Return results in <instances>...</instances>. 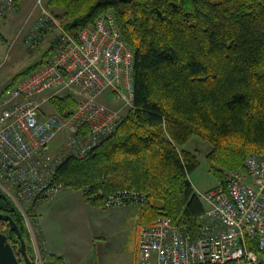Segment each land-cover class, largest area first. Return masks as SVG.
Listing matches in <instances>:
<instances>
[{
	"label": "trees",
	"instance_id": "obj_1",
	"mask_svg": "<svg viewBox=\"0 0 264 264\" xmlns=\"http://www.w3.org/2000/svg\"><path fill=\"white\" fill-rule=\"evenodd\" d=\"M44 2L75 34L112 13L134 52L133 107L91 153L65 158L55 181L81 190L98 206L120 189L146 192L147 223L168 216L196 233L204 204L190 174L199 160L182 146L195 136L207 140V159L220 168L222 184L223 172L244 169L249 154L264 155V0ZM51 52L46 45L39 61L7 87L47 62ZM66 95L50 101L58 112L76 107ZM0 213L17 222L34 260L23 217L4 192ZM6 227L18 247L16 232ZM249 246L259 251L257 237ZM46 261L64 264L52 253Z\"/></svg>",
	"mask_w": 264,
	"mask_h": 264
},
{
	"label": "built area",
	"instance_id": "obj_2",
	"mask_svg": "<svg viewBox=\"0 0 264 264\" xmlns=\"http://www.w3.org/2000/svg\"><path fill=\"white\" fill-rule=\"evenodd\" d=\"M15 4L0 0V17ZM36 7L38 16L20 33L29 49L46 42L50 57L14 85L0 89V192L26 207L50 201L65 188L54 179L65 158L88 155L118 129L123 108L103 99L112 95L130 109L135 93L134 52L112 13L75 34L44 0ZM66 94L76 98L75 109H44L52 98ZM60 133H66L65 141L51 151ZM224 182L198 193L204 210L196 233L168 216L141 225L137 264H261L264 155L249 154L244 169L224 172ZM149 199L146 192L120 189L105 196L104 206H145ZM255 237L259 251L249 246ZM37 259L35 264H48L46 254Z\"/></svg>",
	"mask_w": 264,
	"mask_h": 264
},
{
	"label": "crops",
	"instance_id": "obj_3",
	"mask_svg": "<svg viewBox=\"0 0 264 264\" xmlns=\"http://www.w3.org/2000/svg\"><path fill=\"white\" fill-rule=\"evenodd\" d=\"M10 83L0 86V89ZM65 135L63 133V143ZM35 208L40 239L45 243L48 252L60 257L64 264H82L91 255L94 264H100L102 256L115 254L118 249L123 253H131L130 264H137L140 227L149 224L145 206H98L87 201L81 190L67 187L52 200L37 202ZM65 215L70 219L67 225L62 219ZM129 235L132 237L130 244ZM84 239L88 249L78 246L81 242L79 240ZM109 248H112V253Z\"/></svg>",
	"mask_w": 264,
	"mask_h": 264
},
{
	"label": "rangeland",
	"instance_id": "obj_4",
	"mask_svg": "<svg viewBox=\"0 0 264 264\" xmlns=\"http://www.w3.org/2000/svg\"><path fill=\"white\" fill-rule=\"evenodd\" d=\"M37 1L38 0H19L16 4L17 6H15L12 11H8L5 15L0 17V35L2 36L0 38V86H5L7 83L12 82L17 75L39 61L43 51L46 49V42H42L35 49L27 48L24 44V33H20L21 31H25L28 28L29 19L31 20L34 19V16H38L40 8L36 7ZM71 97L74 98L77 106L76 98L72 95ZM103 100L107 105L111 107L123 108L124 114H126L129 110L128 108L123 107V104L119 101L113 102L112 95H109L108 99L106 98V100ZM44 106H46V108L44 107L46 111L55 113L58 112V110L55 109L51 102L49 104H45ZM62 143L63 133H60L51 143V151H57ZM182 147L195 152L199 160V165L190 174L191 182L193 183L196 191L198 193H204L210 189L216 188L221 183L219 177L220 168L210 162L206 156L208 150L211 147V144L207 140L199 136H195ZM16 205L20 211L21 216L23 217L24 224L28 230V242L30 241L31 244L32 256H34V264L36 263V261H39L37 258L40 255L44 257V255L46 254L47 259V255H49V252L44 245L45 243H43L40 239V231L37 219H32L33 215L36 216V208L34 207V202L31 203L29 207L22 206L17 203ZM40 209L43 208L40 206ZM62 219H64L65 225L70 223L68 215L63 216ZM6 225L7 222L4 223L0 220V232L5 231L6 228H8L6 227ZM129 238L130 244L132 243V237L129 235ZM79 241H81L78 244L80 248H83L85 246L84 248L87 247L86 249H88V245L85 239ZM15 250L17 253H20V257L22 258L20 245L16 247ZM109 250L110 253H112V248H109ZM92 256L93 255H91L89 260L82 262V264H94ZM131 258V253H123L120 252V249H118L115 254L112 253L110 255L102 256V262H100V264H130ZM21 261L22 264H25L24 259H21ZM70 264L73 263L70 262Z\"/></svg>",
	"mask_w": 264,
	"mask_h": 264
},
{
	"label": "water",
	"instance_id": "obj_5",
	"mask_svg": "<svg viewBox=\"0 0 264 264\" xmlns=\"http://www.w3.org/2000/svg\"><path fill=\"white\" fill-rule=\"evenodd\" d=\"M0 220L9 224L10 230L15 231L17 235V241L21 247V255L16 252L15 247L11 241L12 236L6 232H0V264H22L21 259H24L25 264H34L30 258L25 238L23 237L17 222L11 215L1 214Z\"/></svg>",
	"mask_w": 264,
	"mask_h": 264
},
{
	"label": "flooded vegetation",
	"instance_id": "obj_6",
	"mask_svg": "<svg viewBox=\"0 0 264 264\" xmlns=\"http://www.w3.org/2000/svg\"><path fill=\"white\" fill-rule=\"evenodd\" d=\"M2 232H6V231H2ZM6 233H8V232H6ZM9 234H10V233H9ZM16 240H17V238H16ZM11 241H12L13 245L15 246L16 243L14 242L15 240L13 239V237L11 238ZM21 262H22V261H21Z\"/></svg>",
	"mask_w": 264,
	"mask_h": 264
},
{
	"label": "bare ground",
	"instance_id": "obj_7",
	"mask_svg": "<svg viewBox=\"0 0 264 264\" xmlns=\"http://www.w3.org/2000/svg\"><path fill=\"white\" fill-rule=\"evenodd\" d=\"M56 137H57V136H56ZM34 203H35V204H34V207H35V205H36L37 202H34ZM103 206H104V205H103Z\"/></svg>",
	"mask_w": 264,
	"mask_h": 264
}]
</instances>
